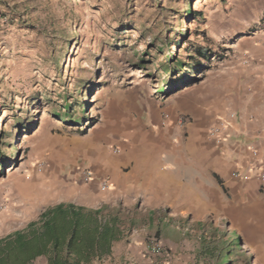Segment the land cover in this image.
Instances as JSON below:
<instances>
[{
  "label": "rangeland",
  "instance_id": "rangeland-1",
  "mask_svg": "<svg viewBox=\"0 0 264 264\" xmlns=\"http://www.w3.org/2000/svg\"><path fill=\"white\" fill-rule=\"evenodd\" d=\"M256 64L264 0H0V238L77 200V149L101 115L132 100L149 115L187 110L202 79ZM194 230L187 264H264L247 225L209 216Z\"/></svg>",
  "mask_w": 264,
  "mask_h": 264
},
{
  "label": "crops",
  "instance_id": "crops-1",
  "mask_svg": "<svg viewBox=\"0 0 264 264\" xmlns=\"http://www.w3.org/2000/svg\"><path fill=\"white\" fill-rule=\"evenodd\" d=\"M214 77L201 80L206 88L189 96L187 110L149 115L132 100L88 127L77 149L84 180L77 200L48 205L98 209L101 221L120 230L108 252L90 264H166L171 258L187 264L197 247L194 227L209 216L251 227L248 247L264 259V67L228 65ZM227 111L236 121L216 142L207 131ZM236 170L249 178L234 176ZM84 171L91 173L88 180ZM101 182L107 190H100ZM29 264H48L47 256Z\"/></svg>",
  "mask_w": 264,
  "mask_h": 264
},
{
  "label": "trees",
  "instance_id": "trees-1",
  "mask_svg": "<svg viewBox=\"0 0 264 264\" xmlns=\"http://www.w3.org/2000/svg\"><path fill=\"white\" fill-rule=\"evenodd\" d=\"M188 11L192 12L190 7ZM190 14L196 18L194 13ZM125 29L121 34L126 33ZM173 65L177 68L184 64L175 61ZM168 70L165 67L164 71ZM63 108L67 112L72 110L68 102ZM54 115L62 120L60 114ZM72 124L78 122L74 120ZM119 231L113 223L99 219L98 209L61 202L44 208L25 228L0 238V264H29L40 255L47 256L48 264H90L94 257L100 258L108 252Z\"/></svg>",
  "mask_w": 264,
  "mask_h": 264
},
{
  "label": "built area",
  "instance_id": "built-area-1",
  "mask_svg": "<svg viewBox=\"0 0 264 264\" xmlns=\"http://www.w3.org/2000/svg\"><path fill=\"white\" fill-rule=\"evenodd\" d=\"M246 63V61L244 62ZM236 113L233 111H227L226 114L220 115L217 117V123L213 124L207 131L209 138H212L216 142H220L223 138L229 133V130L232 129L233 123L236 121ZM114 151H118L116 148H113ZM234 176H239L245 179H248L250 173H245L242 170H236L233 172ZM91 176L90 171H84V179L88 180ZM259 178L264 180V172L259 175ZM100 190L105 191L108 188L106 182L100 183Z\"/></svg>",
  "mask_w": 264,
  "mask_h": 264
}]
</instances>
